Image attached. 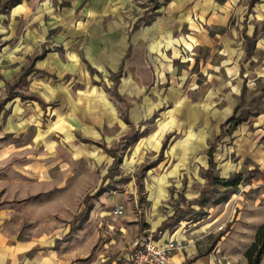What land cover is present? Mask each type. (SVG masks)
Returning a JSON list of instances; mask_svg holds the SVG:
<instances>
[{"label":"crops","instance_id":"0c3cea01","mask_svg":"<svg viewBox=\"0 0 264 264\" xmlns=\"http://www.w3.org/2000/svg\"><path fill=\"white\" fill-rule=\"evenodd\" d=\"M158 1L160 5L154 13H148L151 17L145 16L149 10L136 0H23L11 7L0 15V97H7V84L18 79L22 69L30 64L28 59L46 49L48 54L36 62L40 74L30 75L29 86L22 92L54 106L47 110V120L55 123L51 125L52 131L60 123H80L86 119L96 122L98 127L118 119L121 130L131 128L122 118L123 104L134 126L143 117L150 118L159 112L165 131H178L184 136L174 144L179 149L165 157L168 162L183 166H173L159 180L165 185L180 179V168L190 170L191 158L206 148L220 133V126L232 118L241 102L245 81L247 94L264 87V32L257 26L263 23L258 21V13L260 8L264 9V0L253 8L252 0L245 6L244 0ZM241 9L247 10L249 16L239 29L229 20ZM144 17L147 19L140 21ZM138 22V29L133 31ZM245 35L251 39L250 58ZM141 46L146 49L145 59L154 74L149 88L142 85L137 68L126 60L132 47ZM89 66L95 74H91ZM120 71L123 76L118 89L124 103L111 93L113 77ZM141 98L146 106L140 105ZM145 107L146 112L140 113ZM45 114L37 102H22L20 98L4 107L0 113V173L10 172L8 138L27 136L28 127L40 124ZM263 116L264 102L259 117L241 125L228 138L237 162L220 158L218 151L215 155L216 174L221 178L258 169L263 175L259 180H246L238 188L225 189L229 192L227 200L210 210L205 207L203 217L181 220L165 231L166 239L184 242L185 248L176 252L172 264H239L235 258L238 249L224 246L238 233L237 223L230 228L231 232L217 236L218 226L226 221L220 212L224 205L233 204L244 184L256 187L264 183ZM245 126L252 130L243 131ZM200 182L201 188L205 187L204 177ZM5 202L0 201V264H109L105 258L84 259L69 251L68 240L57 247L56 242L64 237L60 231L51 232L49 227L32 228L23 234L25 238H20L19 220H50L49 203L44 198L24 206ZM260 226L252 230L251 237ZM127 257L124 264H128Z\"/></svg>","mask_w":264,"mask_h":264},{"label":"rangeland","instance_id":"374dc122","mask_svg":"<svg viewBox=\"0 0 264 264\" xmlns=\"http://www.w3.org/2000/svg\"><path fill=\"white\" fill-rule=\"evenodd\" d=\"M6 1L0 0V8ZM136 1L143 9L149 10L144 11H147L145 16L151 17L148 13L150 11L154 13L156 2ZM243 4L247 5L248 0H244ZM246 11L241 9L238 15L230 16L229 24H237L240 29L239 26L247 23L249 14ZM258 17V21L263 23L257 26L264 32V9L260 8ZM23 33L20 31V34L24 35ZM261 90L260 86L258 90L248 93V102L244 104L239 102L233 116L250 106L251 99L259 95ZM141 100L142 98L138 100L140 105L146 106ZM2 101L0 97V102ZM122 110H127L126 104H123ZM139 112L145 113L146 107ZM47 119H50L48 113L40 124L33 123L28 127L27 136L12 135L6 142L10 172L8 175L0 173L1 203L10 200L15 206H24V203L39 198H44L49 203L50 220H40L35 215L34 221H27L24 217L17 222L22 235L20 238H25L23 234L32 228L37 230L49 227L53 233L58 234L60 231L71 246L69 251L78 253L84 259L105 258L109 264L112 262L124 264L137 238L148 233L157 235L162 222L173 216L180 207L187 210L189 201L199 198L204 189L201 188L200 180L208 167V152L216 138L210 140L206 148L191 158L190 170L180 168V179L170 180L165 185L160 183L159 178L168 169L183 166L180 163L172 164L167 158L157 169L147 170V166L158 159L162 143L170 138L166 157L170 151L175 152L179 149L174 144L184 137L178 131L172 133L165 131L159 112L150 118L143 117L141 123L135 124L134 128L128 126L122 130L118 119L109 120L108 126L105 127H98L96 122L86 119L80 123L73 121L60 123L53 132L52 127L55 123L53 125L52 121ZM247 126L242 130L248 129L250 132L254 127L251 125L250 129ZM262 127L264 128V116ZM252 131L255 132L254 129ZM133 136L137 139H131ZM85 140L105 144L108 148H119L122 164L115 178L105 180L108 167L113 163L112 158L103 148L84 143ZM228 140L225 138L219 146L217 150L219 157L222 159L227 157L237 162L236 152L232 151L233 144ZM260 142L263 143V140ZM2 168L0 167V171ZM261 175L263 173L259 169L256 170L254 180H259ZM256 187L244 184L237 197H234L233 204L224 205L220 212L226 221L219 225L223 229H218L217 236L220 237V233L231 232L230 228L237 223L238 233L224 246L229 250L234 247L238 249H235V258L239 264H247L245 253L254 242L258 231L251 237L252 230L262 225L264 221V183ZM228 193L224 188H220L216 197ZM87 198L94 206L88 222L76 224L71 232L70 223L75 215L85 210L84 201ZM205 207L210 210L213 206ZM193 208L183 215V221L196 220L204 216V208L200 210ZM65 232L67 234L64 236Z\"/></svg>","mask_w":264,"mask_h":264},{"label":"trees","instance_id":"16d2710c","mask_svg":"<svg viewBox=\"0 0 264 264\" xmlns=\"http://www.w3.org/2000/svg\"><path fill=\"white\" fill-rule=\"evenodd\" d=\"M23 0H7L3 7L0 8V15L3 13H6L11 7L17 6L20 4ZM155 1L154 8H157L159 6V3L157 0ZM262 0H252L250 3V8H253L257 3L261 2ZM147 18L144 17L141 20H146ZM139 21V22H140ZM139 22L134 25L133 31L137 30L139 27ZM245 38L249 42L248 48H247V56L251 57V39L245 35ZM49 51L44 49L43 53L39 54V56H36L35 58L30 59V64L25 66V68L22 69L18 79L11 84H7V97L0 102V113L4 109V107L11 103V101L20 98L22 102L26 101H33L37 102L40 106L43 107V109L46 111L50 107H54L53 105H47L44 103L43 100L38 99L37 97L33 96H25L22 90H26V88L29 86L28 77L32 75L33 73L40 74L39 71L36 70V62L43 59ZM146 49L144 46L138 47V48H131L130 52L126 56V60H128V63L132 66H135L137 68V74L142 78V85L144 87H151L154 83V74H152V71L147 65V61L145 59ZM91 74H95L96 72L89 66ZM122 71H120L117 75L113 77L114 81V87L111 89L112 96H114L118 101L125 102V99L120 95L118 85L120 84L121 78H122ZM248 88L246 85V81L244 83V88L242 90L240 100L241 104H244L247 102L245 100V96L247 94ZM251 105L244 110L237 113L236 116H233L228 122L225 124H222L220 126V134L216 137L214 142L211 144L212 147L210 148L208 152V167L204 172V178L206 179V185L200 195L199 198L189 201L188 209L185 210L183 208H178L174 215L167 218V220L161 225V227L158 229V232H165L168 229H170L172 226H174L176 223L180 222L183 219V215L187 213L189 210H192L193 206H199L200 208H204L207 205L212 206H218L219 204L224 203L227 200V196L223 195L220 197H216L218 193L220 192V188L224 189H232V188H238L241 184L244 182L250 181L254 177L255 171H251L248 173H238L232 175V177L225 179L221 178L218 173L216 174L217 169V162L215 159L216 152L223 142L225 138H229L232 135H234L238 128L245 124L246 122H249L252 118H257L260 115V112L262 111V105L264 102V87L261 90V93L251 99ZM10 113H6L5 116H8ZM122 118L126 122V124L130 125L131 128H134V125L131 121V119L128 116V111L125 110L122 112ZM131 139H137L136 137H131ZM170 139V138H169ZM169 139H167L163 143L162 150L158 156V159L147 166V170H151L154 168L159 167V165L164 162L165 160V154L169 148ZM91 143L99 148H103L105 153L112 158L113 165L108 168V173L105 176V180L113 179L115 178L116 173L120 170V165L122 164V158L119 154V148H108L105 144H98L96 142H93L91 140H85L84 143ZM84 206L86 207L84 211L80 212L79 214L75 215L73 220L71 221L70 225L72 226L71 232L75 229L76 224H83L88 222V218L90 213L92 212L94 206L89 203L88 198L84 201ZM199 219V218H198ZM74 226V227H73ZM81 226V225H80ZM80 228V227H78ZM257 233L254 239V242L251 244V247L249 250L245 253V259L247 260V264H263V256H264V222L262 225L257 229ZM66 241L59 240L56 242V246L58 247L60 243Z\"/></svg>","mask_w":264,"mask_h":264},{"label":"built area","instance_id":"2783aa9c","mask_svg":"<svg viewBox=\"0 0 264 264\" xmlns=\"http://www.w3.org/2000/svg\"><path fill=\"white\" fill-rule=\"evenodd\" d=\"M184 248L182 240L166 239L164 232L148 233L133 242L128 264H172L176 252Z\"/></svg>","mask_w":264,"mask_h":264}]
</instances>
